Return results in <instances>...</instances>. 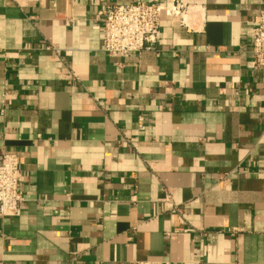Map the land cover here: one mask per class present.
<instances>
[{
    "label": "crops",
    "instance_id": "crops-1",
    "mask_svg": "<svg viewBox=\"0 0 264 264\" xmlns=\"http://www.w3.org/2000/svg\"><path fill=\"white\" fill-rule=\"evenodd\" d=\"M136 1L0 0L24 193L0 264H264V0H179L156 50L110 57L104 12Z\"/></svg>",
    "mask_w": 264,
    "mask_h": 264
},
{
    "label": "built area",
    "instance_id": "built-area-1",
    "mask_svg": "<svg viewBox=\"0 0 264 264\" xmlns=\"http://www.w3.org/2000/svg\"><path fill=\"white\" fill-rule=\"evenodd\" d=\"M187 9L179 0H174L171 7L162 5L159 0H137L131 4L110 7L104 12L102 19V50L110 57L154 51L162 38L163 20L181 19ZM251 35L254 68L264 71V11L260 13ZM23 203L20 158L15 153H0V218L20 216Z\"/></svg>",
    "mask_w": 264,
    "mask_h": 264
}]
</instances>
